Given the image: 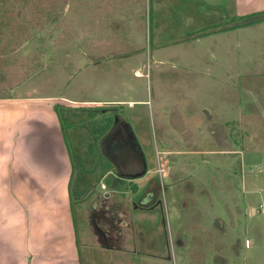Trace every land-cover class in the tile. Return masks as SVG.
<instances>
[{
    "label": "rangeland",
    "instance_id": "obj_1",
    "mask_svg": "<svg viewBox=\"0 0 264 264\" xmlns=\"http://www.w3.org/2000/svg\"><path fill=\"white\" fill-rule=\"evenodd\" d=\"M152 2L0 0V99L69 106L25 103L40 123L17 132L37 131L22 140L45 161L77 157L82 262L264 264V218L250 209L264 203V25L194 27L185 6ZM129 175L136 192L117 186Z\"/></svg>",
    "mask_w": 264,
    "mask_h": 264
},
{
    "label": "crops",
    "instance_id": "obj_2",
    "mask_svg": "<svg viewBox=\"0 0 264 264\" xmlns=\"http://www.w3.org/2000/svg\"><path fill=\"white\" fill-rule=\"evenodd\" d=\"M152 6L153 10L155 8L157 11H169L176 6H185L181 10L186 13L184 15L190 19V24L194 27L198 26L200 16L202 17L201 25L221 24L228 28L226 30H235L241 34L252 32L256 26L261 28L260 24L264 25V22H261L233 29L230 28L232 25L227 24L233 17L264 11V0L221 2L220 0H187V2L153 0ZM191 12L198 14L191 16ZM49 100L55 101L56 105L65 104V101L61 103L62 101L60 102L57 98L0 99V264H88L87 259L85 262L81 260L75 226L76 218L71 205L72 198L69 191L71 167L68 164H58L55 158L45 161L41 157L42 152L38 153L36 146L25 147L22 139L25 135H35L36 130L32 133L17 132V125L24 127L25 124L32 123L33 126L40 123V115L29 117V111L19 106ZM12 108L13 110L10 111L9 109ZM9 122L13 127L15 126L11 134L3 129V125L9 126ZM227 122L229 119H226L224 123ZM47 125L52 127V132L60 133L59 121L53 115ZM109 173L108 171L107 174ZM144 173L146 174L147 170ZM11 175L15 177V180L9 179ZM139 177L129 175L120 179L134 183L133 181ZM117 186L120 188L119 185ZM78 199L82 200L80 196ZM250 209L251 214L254 215L255 208ZM116 216L118 218L121 213ZM97 218L98 216L92 219L93 226L95 221L99 222V219H102ZM105 223H108L107 219ZM95 238L98 239L97 236ZM98 244L101 246L99 240ZM245 247L251 248L252 244ZM114 249L119 250L115 246Z\"/></svg>",
    "mask_w": 264,
    "mask_h": 264
},
{
    "label": "trees",
    "instance_id": "obj_3",
    "mask_svg": "<svg viewBox=\"0 0 264 264\" xmlns=\"http://www.w3.org/2000/svg\"><path fill=\"white\" fill-rule=\"evenodd\" d=\"M229 22H233L234 24L230 27V28H239V27H247V26H250V25H254V24H258V23H261V22H264V11H260V12H254V13H250V14H247V15H243V16H239V17H233L231 20H228ZM221 24L217 25V27H220ZM61 102V101H60ZM63 103V101L61 102ZM64 107H69V106H64V105H55L53 106V109H58V108H64ZM71 108V107H70ZM84 108V107H83ZM81 108V109H83ZM87 109H90V108H87ZM92 110H96L98 111V109H92ZM115 119V118H114ZM107 121H103L102 123H100V125H97V128H95V132L98 133V137H100V135H103L104 132H106L108 126L111 125V123H113V121L111 119H106ZM116 121V119H115ZM59 124H60V127L61 129H64V126L61 124V121L59 120ZM97 137V139H98ZM66 144H67V147L68 149H71L73 151V147L71 145L68 144V138H66ZM71 158H72V172H73V167L78 165V161H77V157L74 155V154H71ZM73 174V173H72ZM71 178H72V175H71ZM125 179H119L118 181V184L120 186V188L122 187V184L125 183ZM129 183H131L129 181ZM111 185V183H109V186ZM72 189V188H71ZM136 184L134 183H131V190L133 192H136ZM70 193H74L73 189L70 190Z\"/></svg>",
    "mask_w": 264,
    "mask_h": 264
},
{
    "label": "built area",
    "instance_id": "obj_4",
    "mask_svg": "<svg viewBox=\"0 0 264 264\" xmlns=\"http://www.w3.org/2000/svg\"><path fill=\"white\" fill-rule=\"evenodd\" d=\"M254 213L264 217V203H260L258 207L254 209ZM246 243H248V241Z\"/></svg>",
    "mask_w": 264,
    "mask_h": 264
},
{
    "label": "bare ground",
    "instance_id": "obj_5",
    "mask_svg": "<svg viewBox=\"0 0 264 264\" xmlns=\"http://www.w3.org/2000/svg\"><path fill=\"white\" fill-rule=\"evenodd\" d=\"M137 73V75L139 74L138 72H136Z\"/></svg>",
    "mask_w": 264,
    "mask_h": 264
}]
</instances>
